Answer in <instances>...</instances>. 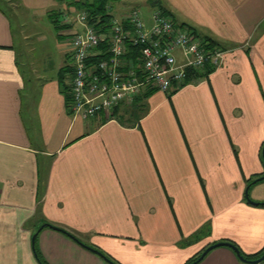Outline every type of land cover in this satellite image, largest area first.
<instances>
[{
  "label": "crops",
  "instance_id": "crops-1",
  "mask_svg": "<svg viewBox=\"0 0 264 264\" xmlns=\"http://www.w3.org/2000/svg\"><path fill=\"white\" fill-rule=\"evenodd\" d=\"M79 1L0 0V264H39L33 249L47 264H109L78 240L118 264H183L219 240L259 252L264 205L245 192L264 201V178L246 188L264 173V0H152L221 58L169 96L148 91L140 110L128 111L133 95L120 101L110 118L72 116L62 89L72 26L50 14ZM49 23L51 40L38 28ZM45 222L75 238L37 229ZM195 264L250 263L218 245Z\"/></svg>",
  "mask_w": 264,
  "mask_h": 264
},
{
  "label": "built area",
  "instance_id": "built-area-1",
  "mask_svg": "<svg viewBox=\"0 0 264 264\" xmlns=\"http://www.w3.org/2000/svg\"><path fill=\"white\" fill-rule=\"evenodd\" d=\"M149 19L146 23L131 8L100 30L82 8L61 12V22L73 27L68 32L71 72L66 87L72 116L110 118L112 107L139 89L168 92L187 83V72L205 59L219 62L222 50L206 49L189 28L175 25L160 9H152ZM128 49L133 57H126Z\"/></svg>",
  "mask_w": 264,
  "mask_h": 264
},
{
  "label": "trees",
  "instance_id": "trees-1",
  "mask_svg": "<svg viewBox=\"0 0 264 264\" xmlns=\"http://www.w3.org/2000/svg\"><path fill=\"white\" fill-rule=\"evenodd\" d=\"M109 0H82V1H79L78 4H79V8H82L84 10L87 11V14H88V20L93 24L94 27L100 29V30H106L107 26L109 25L110 23V20L111 18H115V17H112L111 13L108 12V8H109V4H108ZM131 8H137L136 6H131ZM130 8V9H131ZM160 9L164 14L168 15L169 18L172 20V22L176 25H180V26H186L187 28H189L191 30V32L198 38L201 39V42L203 44V46L206 48V49H212V48H218L220 50H222V47L218 45V43L215 42V40L211 39V38H208L207 36H203V35H200L192 26L190 25H187L186 23L184 22H177V20L174 19V16L171 15V13L166 10L165 8H163L161 5H159L158 3H155V7H153L152 9ZM129 9V10H130ZM151 9V10H152ZM129 10H127L124 14H126ZM122 18V17H121ZM50 20L53 22L54 26L55 27H60V26H67V24H64L61 22V20L58 18V13L55 14V13H51L50 14ZM129 56V57H133V53L128 49V51L126 52V57ZM217 64H214L210 59H205V61L203 62V64L194 69V70H189L187 72V76L185 77V81L188 80V79H191V78H198V77H201V76H205L209 71H211ZM192 80V79H191ZM63 85V84H62ZM65 85L62 86V89H65L66 87H64ZM148 88V87H147ZM146 88V89H147ZM152 89H155V88H148L147 90L145 91H142L141 93H138V94H135L133 95V97L131 98V101L128 103L127 105V108H128V111L132 110L131 112H134L135 110H140V105H141V97L147 93L148 91H151ZM177 88L175 89H172L168 92H166L167 96H169V94H171L174 90H176ZM120 103V102H119ZM118 103V104H119ZM117 104V105H118ZM117 105L113 106L112 109H111V112L110 114H114L117 110V108H115ZM264 143V141H263ZM262 143V145H263ZM261 149H262V146H261ZM260 149V150H261ZM261 153V151H260ZM262 157V156H261ZM262 161H263V158H262ZM264 162V161H263ZM260 174V173H259ZM259 174H255L254 176H252V178L248 179L247 183H246V188L249 186V184H251L252 182H255L259 179H262V178H257L259 176ZM259 205H264V201H262L261 203H258ZM56 226V225H55ZM60 231L64 232L65 234L69 235L70 237H73L75 238L73 235H71L70 233H68L66 230H64L63 228L60 227L59 229ZM232 243H234L232 240H228ZM235 244V243H234ZM88 245V244H87ZM34 246V245H33ZM91 246V245H89ZM93 248H95L97 250V254L102 257L104 260H105V257L108 258L110 261L116 263L114 260H112L110 257H108L107 254H105L104 252H102L100 249H98L97 247H94V246H91ZM264 247L259 251L257 252L256 254V257L263 251ZM34 251V254L39 262V264H47L41 257L40 255L37 253L36 249H33ZM201 250L199 251H196L195 253H193L191 256H189L187 258V260L183 263V264H187L189 263L190 261L194 260L198 254L200 253ZM240 253L249 258L250 256H247L246 254H244L240 249H239ZM96 253V252H95ZM107 261V260H106ZM108 262V261H107ZM109 264H111L110 262H108ZM118 264V263H116Z\"/></svg>",
  "mask_w": 264,
  "mask_h": 264
},
{
  "label": "rangeland",
  "instance_id": "rangeland-1",
  "mask_svg": "<svg viewBox=\"0 0 264 264\" xmlns=\"http://www.w3.org/2000/svg\"><path fill=\"white\" fill-rule=\"evenodd\" d=\"M152 0H109L108 4L110 5L108 8V12L112 13L113 16H115V10L116 7L119 6V8H122L120 10H129L130 4H133L137 7L139 14L141 15V17L143 19H145L144 15H146L148 13L149 10H151L153 7H155L154 5H150ZM123 2V3H122ZM79 6V4H77V7ZM119 9H117V11L121 12ZM62 12V11H60ZM149 13H151V11H149ZM148 13V16H149ZM58 18L61 20V13H58ZM117 18V17H115ZM147 20H144L146 23L150 22L149 21V17H146ZM174 19L177 20V17L174 16ZM179 20H177L178 22ZM37 28V27H36ZM38 28H41V30L43 31V33L51 40L53 39V36H56L57 30L49 23L46 26H44V24L42 26H38ZM53 41V40H52ZM248 192V191H247ZM77 240V239H76ZM221 247H228L226 245H220ZM257 253H252V254H246L247 256H250L249 258H254L256 257ZM250 264H264V259H262L261 261L257 262V263H250Z\"/></svg>",
  "mask_w": 264,
  "mask_h": 264
},
{
  "label": "water",
  "instance_id": "water-1",
  "mask_svg": "<svg viewBox=\"0 0 264 264\" xmlns=\"http://www.w3.org/2000/svg\"><path fill=\"white\" fill-rule=\"evenodd\" d=\"M261 156H262V158H263V161H264V143H263V145H262V149H261ZM257 178H264V173H262L261 175H259ZM245 199L248 201V202H251V203H254V204H258V203H261L262 201H253V200H251L250 198H248V196L246 195V192H245ZM42 225H47V226H49V227H52V228H54V229H60L58 226H55V225H53V224H51V223H48V222H45V223H41V224H39L38 225V227H37V229H39ZM34 235H35V233H33L32 235H31V239H33V237H34ZM78 242L80 243V244H82L83 246H85L86 248H88V249H90V250H92L93 252H96V253H98L97 252V250L95 249V248H93V247H91V246H89V245H87V244H85V243H83V242H81V241H79L78 240ZM218 245H226V246H228V247H230L232 250H233V252L235 253V255H236V257L239 259V260H241V261H243V262H246V263H257V262H259V261H261L262 259H264V249H263V251L257 256V257H254V258H247V257H245V256H243L241 253H240V251H239V248L237 247V245L236 244H234V243H232V242H230V241H228V240H219V241H214V242H211V243H209V244H207L206 246H204L203 247V249L200 251V253L198 254V256L194 259V260H192V261H190L189 263H187V264H195L196 262H198L211 248H214V247H216V246H218ZM105 260H107L108 262H110L111 264H116V263H114V262H112V261H110L108 258H106L105 257Z\"/></svg>",
  "mask_w": 264,
  "mask_h": 264
}]
</instances>
